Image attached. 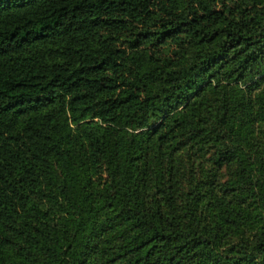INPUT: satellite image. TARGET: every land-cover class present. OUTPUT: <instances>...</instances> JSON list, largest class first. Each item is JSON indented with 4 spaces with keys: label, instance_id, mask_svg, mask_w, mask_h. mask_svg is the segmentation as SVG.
<instances>
[{
    "label": "trees",
    "instance_id": "obj_1",
    "mask_svg": "<svg viewBox=\"0 0 264 264\" xmlns=\"http://www.w3.org/2000/svg\"><path fill=\"white\" fill-rule=\"evenodd\" d=\"M255 78L264 0H0V264H264V87L223 88ZM206 143L230 191L178 209L166 157Z\"/></svg>",
    "mask_w": 264,
    "mask_h": 264
},
{
    "label": "rangeland",
    "instance_id": "obj_2",
    "mask_svg": "<svg viewBox=\"0 0 264 264\" xmlns=\"http://www.w3.org/2000/svg\"><path fill=\"white\" fill-rule=\"evenodd\" d=\"M191 36L186 32H182L178 34L173 41L169 45V49L165 50V54L174 57L173 50L178 49L180 46L189 45L188 40ZM187 49V47H186ZM130 54L134 51L135 54H138L140 49L132 50L130 48L127 49ZM143 51L147 52V49ZM259 76V75H257ZM257 79L256 81H248L246 83L238 85L237 81H230L229 83L224 84L223 88L228 90L232 87H245L247 91L245 92V96L243 97L244 101L249 104H252V97H254L261 89L264 87V79ZM205 95L209 96V99L213 102L214 108L218 105L219 100L222 97L220 92L213 93V91L208 90L204 92ZM238 99V97H237ZM181 107V105L179 106ZM251 110L254 111L255 108L251 106ZM253 125V129L250 133L251 139L254 140L255 145L258 148L259 155H261L264 159V135L261 132V123L259 122H251ZM215 144L206 143L200 145L189 144L187 146L181 147L171 155H168L165 160L166 164V175L167 178L168 171L172 176L176 178V184L178 186L177 192V201H178V209L185 205L186 201V193L193 188H197L198 190L204 192L202 193V197L206 199V195L208 192L222 194L227 193L230 190L227 189L229 185L227 183L230 178L231 170L235 167L234 162H218L214 159V149ZM226 189V190H225ZM203 199V201H204ZM237 197H233L234 201H238ZM149 205L150 207L153 205V200L149 195ZM209 206L207 203L199 204L197 207L199 208L202 217L211 216V211L207 207ZM235 238V235L228 233L227 236L223 237V240L228 239L232 240Z\"/></svg>",
    "mask_w": 264,
    "mask_h": 264
}]
</instances>
